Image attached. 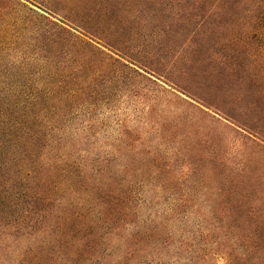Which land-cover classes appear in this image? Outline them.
<instances>
[{
	"label": "trees",
	"instance_id": "16d2710c",
	"mask_svg": "<svg viewBox=\"0 0 264 264\" xmlns=\"http://www.w3.org/2000/svg\"><path fill=\"white\" fill-rule=\"evenodd\" d=\"M262 28L264 0H0V264H198L221 253L223 264H264L220 234L235 214L257 227L247 239L264 230V104L244 100L264 98ZM207 80L220 101L207 102ZM121 102L143 106L180 167L135 149ZM102 110L128 160L118 170L110 152L62 154L78 130L99 136ZM140 159L136 175L185 193L166 210L136 198L129 165Z\"/></svg>",
	"mask_w": 264,
	"mask_h": 264
},
{
	"label": "rangeland",
	"instance_id": "374dc122",
	"mask_svg": "<svg viewBox=\"0 0 264 264\" xmlns=\"http://www.w3.org/2000/svg\"><path fill=\"white\" fill-rule=\"evenodd\" d=\"M34 7V6H32ZM36 8V7H34ZM38 9V8H36ZM257 34H260V38H256V41L258 40L261 42V44L264 42V28L261 29V31H258ZM13 47V46H12ZM8 52V54H6ZM9 55L10 58L13 57L14 52L11 46L5 51V56ZM158 83L162 84L165 88H167L169 91H173L175 94H179L181 97L193 102L195 105L201 107L202 109L206 111L211 110L204 107L202 104L197 103L195 100L191 99L187 96V93H181L172 88L169 84H165L160 80H157ZM261 85L264 86V80L260 82ZM217 84H210V82L207 80V102H218L221 100V98L218 96V93L216 92ZM231 98L230 100H232ZM244 100H257V102H261L264 104V98H258L257 95H249L248 97L244 98ZM119 111L123 114L122 116L126 118L128 126L132 129V131L135 133V137L137 138V141L134 143L135 149L138 148L140 150L144 149L145 152H160L163 154L165 160H169L172 163H174V167H180V163L178 160L172 157L173 149L170 145H164L159 143V140L156 138L155 133L156 129L152 128L150 124H147L144 120L143 116V106L139 107V109L134 112V106H129L128 104H125L124 102H121L119 105ZM177 107H173V109H176ZM177 111H183L180 109H176ZM184 113V112H183ZM98 118L101 119L103 117H107L108 120H106L107 127L103 129L99 136L93 137L91 133H85L80 132L81 130H78L77 127V135H76V143L75 147L71 145H66V149H70L71 151L62 152V154L69 158H76L78 159V154L80 156H83L85 159L90 158H96L102 157L107 152H110V158L112 159L111 166L114 168V170H118L123 165L127 163V158H124L122 154H118L116 151V146H111V144L114 142V137L116 134V127H115V121L116 118L113 116L112 113L108 112L107 110L99 111ZM203 126H206V122L201 123ZM75 126V125H74ZM207 129V127H206ZM74 130V127L71 129ZM76 132V126L75 131ZM70 135V133H67V136ZM77 139H79L77 141ZM107 144V145H106ZM82 149V150H81ZM148 156L145 155L144 158ZM100 160V159H99ZM143 159H140L138 161H132V164L129 165L131 168V173L135 175L134 182H136V189H138L140 195L136 194V198L138 200L146 199L152 202H156V209L157 210H166L170 202L177 201L178 197H181V195L185 194L180 189H177L175 192H171L169 188H162V186H159L157 184V181L151 177V173H148V169L144 170L145 176L136 175L135 171L136 167L139 166V162L142 164ZM140 173V172H139ZM147 174H150L149 176ZM168 189V190H166ZM206 190H201V192H198L196 194H190V197L193 199V202H203L202 200H206L207 195L205 194ZM195 204V203H193ZM203 205V204H201ZM200 205V206H201ZM204 206V205H203ZM189 211H193L191 208H186L185 211L181 212L180 214H185L188 212V216L193 214L189 213ZM202 211L204 214L207 213V209L202 207ZM148 210L144 207L142 209L143 215H148ZM200 215V214H199ZM194 220V219H192ZM246 218L241 217L240 215H236L234 217L228 216L226 223H224L223 226V232L220 233L221 235L225 234V236H222V241L227 246L231 247L229 249L230 251L233 250V254L235 256H242L245 252L254 251V254L250 253V256H248L250 262H263L264 263V230L258 231L256 234V237L253 239H247L245 234H252V231L257 229L256 226L250 225L247 222H244ZM196 221V220H195ZM194 221V222H195ZM255 224V223H253ZM208 231V230H207ZM219 231V230H218ZM215 233V231H214ZM237 235V236H235ZM234 236V237H233ZM251 241V244L249 242ZM205 246V247H204ZM200 248H205L207 250V242H205V245L201 244ZM200 250V249H199ZM211 250V249H210ZM214 250V249H212ZM197 251L196 254H199V256H202V252ZM208 252V251H207ZM201 254V255H200ZM108 260H112V257H107ZM176 259V258H175ZM225 260V256L222 255V253L218 256H206L203 259H198V264H223ZM174 262V261H172ZM133 264V261L130 262Z\"/></svg>",
	"mask_w": 264,
	"mask_h": 264
}]
</instances>
